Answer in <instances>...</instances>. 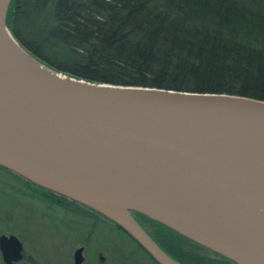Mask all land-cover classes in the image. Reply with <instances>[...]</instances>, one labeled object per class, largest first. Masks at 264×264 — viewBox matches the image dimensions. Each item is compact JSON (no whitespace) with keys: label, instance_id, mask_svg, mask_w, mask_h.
I'll use <instances>...</instances> for the list:
<instances>
[{"label":"water","instance_id":"water-1","mask_svg":"<svg viewBox=\"0 0 264 264\" xmlns=\"http://www.w3.org/2000/svg\"><path fill=\"white\" fill-rule=\"evenodd\" d=\"M10 3L0 0V166L102 214L158 264L180 263L133 212L264 264V102L63 75L14 38ZM0 248L8 263L22 256L15 236Z\"/></svg>","mask_w":264,"mask_h":264},{"label":"trees","instance_id":"trees-1","mask_svg":"<svg viewBox=\"0 0 264 264\" xmlns=\"http://www.w3.org/2000/svg\"><path fill=\"white\" fill-rule=\"evenodd\" d=\"M7 28L41 63L79 80L264 102V0H11ZM0 170L23 182L35 198L36 189L48 191ZM62 208L78 211L95 231H115L130 240L134 252L123 260L117 255L116 263L130 264L139 251L145 264H158L102 214L72 200ZM137 214L176 262L236 264Z\"/></svg>","mask_w":264,"mask_h":264},{"label":"rangeland","instance_id":"rangeland-1","mask_svg":"<svg viewBox=\"0 0 264 264\" xmlns=\"http://www.w3.org/2000/svg\"><path fill=\"white\" fill-rule=\"evenodd\" d=\"M32 195L28 188L25 189L23 182L6 173H0V210H8L9 225L6 224V229L12 230V226L15 225L14 230L20 233V238L27 240L29 236L35 237L38 234L40 240L47 241L68 239L78 242L88 240L101 242L108 240V248L110 247V251H113L110 255H113L115 260L117 255L123 260L129 258L134 252L133 244L123 234L107 230L95 231L94 228L88 227L84 220L81 221L68 210L53 208ZM43 215H47L45 219ZM49 224L53 229H50ZM66 233L68 237H63ZM102 252L104 256H107V248L102 249ZM133 255L130 264L147 262L139 251Z\"/></svg>","mask_w":264,"mask_h":264},{"label":"flooded vegetation","instance_id":"flooded-vegetation-1","mask_svg":"<svg viewBox=\"0 0 264 264\" xmlns=\"http://www.w3.org/2000/svg\"><path fill=\"white\" fill-rule=\"evenodd\" d=\"M0 173H3V170H0ZM37 198L39 201L46 203L47 205L58 208L62 211L66 209L62 208V204H68V198L63 197L58 194H54L50 191H43L36 189ZM67 199V200H65ZM71 201V200H70ZM73 201V200H72ZM75 202V201H73ZM76 204H79L76 202ZM70 214L79 218L81 221L82 216L78 211H74L71 209ZM76 214V215H75ZM47 215H43L44 219ZM132 216L136 219L137 222L144 227L145 225H149L150 223L139 216L137 213L133 212ZM9 225V215L8 210H0V238L3 236L17 237L22 246L21 258L18 260L12 259L9 263L5 259L4 254L0 248V264H76V254L79 250H83L82 252V263L81 264H122L116 263L115 257L110 255L113 251H110V247L108 248V240L107 241H70L68 239H62L58 241H47L40 240L38 238V234L32 237L29 236V239L20 238V233L17 230H14V226L11 229H6L7 225ZM50 229L53 227L49 224ZM120 227V226H119ZM19 228V227H18ZM123 232H125L122 229ZM19 235H18V234ZM126 233V232H125ZM127 234V233H126ZM31 237V238H30ZM63 237H68L67 233ZM107 248V256H104L102 249ZM12 254V253H11Z\"/></svg>","mask_w":264,"mask_h":264}]
</instances>
